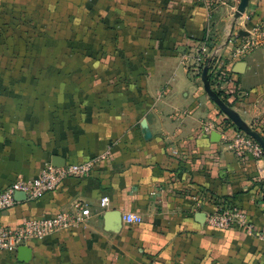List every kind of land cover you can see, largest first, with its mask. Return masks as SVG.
Listing matches in <instances>:
<instances>
[{"label": "crops", "instance_id": "1", "mask_svg": "<svg viewBox=\"0 0 264 264\" xmlns=\"http://www.w3.org/2000/svg\"><path fill=\"white\" fill-rule=\"evenodd\" d=\"M222 1L210 16L202 0H89L85 13L58 0L45 7L46 33L0 10V190L54 159L96 160L91 174L0 210L15 227L85 202L89 222L4 252L0 264H264V159L225 142L244 127L264 138V49L228 58V38L264 19V0L239 17L241 0ZM208 28L229 92L182 63ZM108 30L116 40L99 43ZM224 201L247 211L254 231L212 226Z\"/></svg>", "mask_w": 264, "mask_h": 264}, {"label": "built area", "instance_id": "2", "mask_svg": "<svg viewBox=\"0 0 264 264\" xmlns=\"http://www.w3.org/2000/svg\"><path fill=\"white\" fill-rule=\"evenodd\" d=\"M209 15L214 11L222 0H202ZM230 48L228 58L243 59L253 49H264V19L253 25L249 34L241 37L239 34H232L228 38ZM215 39L208 31L205 37L199 41L196 47L182 54V63L187 72H194L201 76L203 70L208 66V76L213 86L221 91L231 90V75L227 69L225 59L215 57L213 48ZM226 145L237 156L246 154L252 155L257 161H263L264 151L260 143L247 133L236 130L233 136H226ZM96 160L65 164L55 166L48 163L40 173L30 179H20L5 189L0 190V210L12 207L16 203L15 194L24 192L27 198L36 199L47 191H53L61 187L65 179L69 177H81L91 174L95 168ZM102 211L108 209L110 200L103 197L100 201ZM92 217V211L88 203H79L75 209L61 210L53 215H43L22 222L20 225L11 227L0 222V255L4 252L14 255L19 246L32 240H42L54 236L62 231L73 227L86 225ZM128 222L139 220L137 214H128ZM209 223L220 229L235 227L247 232L255 229V224L247 211L233 201H224L216 206V210L208 217Z\"/></svg>", "mask_w": 264, "mask_h": 264}, {"label": "rangeland", "instance_id": "3", "mask_svg": "<svg viewBox=\"0 0 264 264\" xmlns=\"http://www.w3.org/2000/svg\"><path fill=\"white\" fill-rule=\"evenodd\" d=\"M57 1L58 0H0V10L12 9L20 17L22 24L25 27H32L37 30L38 33H46L45 30L47 28L41 25L46 16L49 15V11H47L45 7L48 2V5L50 4L56 6V3H58ZM88 1L89 0H81L77 3H74V0H66L67 6L71 9V12L69 10V13H74L79 10H82L83 13L88 12V10L90 9V3ZM57 21L58 20L54 18L52 21H50V26H56ZM89 24V20L82 19V25H85V27H87L89 26ZM71 26L74 25L71 24ZM188 74L192 78L196 77V75L192 71Z\"/></svg>", "mask_w": 264, "mask_h": 264}, {"label": "water", "instance_id": "4", "mask_svg": "<svg viewBox=\"0 0 264 264\" xmlns=\"http://www.w3.org/2000/svg\"><path fill=\"white\" fill-rule=\"evenodd\" d=\"M248 4H249V0H241L239 6L237 8V11H236V17L241 16L245 12L246 7L248 6ZM239 34L242 35V36H247L249 34V32L246 31V30H240ZM202 77L204 79H207V80L210 81L209 76H208V66H206L204 68L203 73H202ZM242 131L247 133L248 135L252 136L253 138H255L260 143V145L262 146L263 151H264V138L258 131L254 130L251 127H244V128H242ZM60 162L61 161L57 162V159H54L53 160V165H55V166H63V165L66 164L65 161H62V163H60ZM15 198H16V200L27 199V194L24 193V192H17L15 194ZM204 217H205V213H200L198 219L200 221H202ZM20 250H23V251L25 250L26 251L25 246H22V249L20 248Z\"/></svg>", "mask_w": 264, "mask_h": 264}, {"label": "trees", "instance_id": "5", "mask_svg": "<svg viewBox=\"0 0 264 264\" xmlns=\"http://www.w3.org/2000/svg\"><path fill=\"white\" fill-rule=\"evenodd\" d=\"M110 33H113L112 30H108L107 32H105L103 35L99 36V40L98 42L99 43H102V42H106V40H112V41H115L116 37L110 36ZM24 43H32V40H23ZM69 43H72V42H69ZM35 44V43H34ZM220 94H222V92H219ZM229 96L228 97H232V95L234 94L233 91H231V93H228ZM235 98H238V96L236 95ZM215 121V124L217 126H220L221 128H224V129H228L229 126H231V121L227 118H225L222 113H218L216 119L214 120ZM246 155H250V154H246ZM254 158V157H253ZM255 159V158H254ZM256 160V159H255ZM70 178V177H69Z\"/></svg>", "mask_w": 264, "mask_h": 264}]
</instances>
